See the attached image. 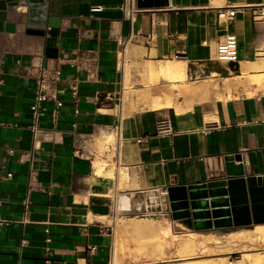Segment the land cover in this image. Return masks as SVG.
Listing matches in <instances>:
<instances>
[{"label": "crops", "instance_id": "crops-1", "mask_svg": "<svg viewBox=\"0 0 264 264\" xmlns=\"http://www.w3.org/2000/svg\"><path fill=\"white\" fill-rule=\"evenodd\" d=\"M121 2L0 8V264H128L117 234L149 194L223 178L229 160L264 180V20L252 17L264 0H166L132 20ZM224 6L236 7L234 17L217 16ZM228 34L235 62L215 56ZM40 64L60 67L63 104L54 119L44 102L33 141ZM161 116L172 134H155ZM166 200L176 211L178 201Z\"/></svg>", "mask_w": 264, "mask_h": 264}, {"label": "rangeland", "instance_id": "rangeland-1", "mask_svg": "<svg viewBox=\"0 0 264 264\" xmlns=\"http://www.w3.org/2000/svg\"><path fill=\"white\" fill-rule=\"evenodd\" d=\"M166 199V194L147 196V208L153 211L158 208L154 215L142 217L135 214L136 209L128 211L127 217L136 223H129L126 230L119 231L116 239V249L120 248L128 264H264V242L252 231L259 224L195 230L182 211L168 210ZM120 222L117 220V226ZM242 233L248 237L241 238ZM192 237L197 247H181ZM115 261L122 263L116 258Z\"/></svg>", "mask_w": 264, "mask_h": 264}, {"label": "water", "instance_id": "water-1", "mask_svg": "<svg viewBox=\"0 0 264 264\" xmlns=\"http://www.w3.org/2000/svg\"><path fill=\"white\" fill-rule=\"evenodd\" d=\"M12 1L15 0H0V8ZM165 3L166 0H136L138 8H157ZM38 19H44L40 26L46 24L45 15ZM36 32L43 34L44 28ZM224 174L223 178L199 185L170 186L167 198L178 201L177 210L195 230L264 224V180L245 176L241 165L235 167L231 160L225 162ZM206 197L210 200L203 199Z\"/></svg>", "mask_w": 264, "mask_h": 264}, {"label": "built area", "instance_id": "built-area-1", "mask_svg": "<svg viewBox=\"0 0 264 264\" xmlns=\"http://www.w3.org/2000/svg\"><path fill=\"white\" fill-rule=\"evenodd\" d=\"M120 8H122L125 15L132 20L135 13L140 9L136 5V0H122ZM236 14V7L224 6L217 8V16L223 19H229ZM252 17L255 20H264V5H258L253 8ZM216 59L222 62H235L237 60L236 52V39L233 34H228L222 42L216 46L215 50ZM185 55L176 53L172 56V59L181 60ZM61 69L59 66H43L40 64L34 72L35 85L33 90V98L29 104L30 110V122L28 130L31 134L32 140L36 139L38 132L42 130L40 121L44 115L45 101H51L53 103V118L55 119L58 108L63 104L62 99L59 97L58 83L61 81ZM72 100L76 103V87L70 86ZM74 112H78L74 109ZM75 126V123L72 124ZM155 134L158 136L170 135L174 132L171 120L168 116H161L155 120ZM119 128H117L118 131ZM142 138H137L136 141L140 142ZM12 148H8L7 152L12 153ZM10 175V173H7ZM28 207V200L24 202V215ZM135 214L139 216L154 215L155 211L145 208H137ZM47 230V229H46ZM49 241V238H46Z\"/></svg>", "mask_w": 264, "mask_h": 264}, {"label": "bare ground", "instance_id": "bare-ground-1", "mask_svg": "<svg viewBox=\"0 0 264 264\" xmlns=\"http://www.w3.org/2000/svg\"><path fill=\"white\" fill-rule=\"evenodd\" d=\"M254 230H252L253 231V233H254V236L256 237V238H258L260 241H263L264 242V224H262V225H255L254 227ZM247 235H249V234H247ZM245 236H246V234L245 233H242L241 235H240V237L242 238H245ZM246 237H248V236H246ZM211 240V239H210ZM185 241V240H184ZM260 241H258V242H260ZM181 242H183V241H181ZM195 241H194V239H193V237H192V239L190 240V239H188V241H186V242H184V243H182V245H181V247H183V248H188V247H194V245H195V243H194ZM179 244V243H178ZM264 244V243H263ZM196 245H197V243H196ZM261 245V244H260ZM198 246V245H197ZM197 246H195V247H197ZM194 247V248H195ZM242 257V256H241ZM249 258H250V256H249ZM201 263H203V262H201ZM206 263V262H205ZM204 263V264H205Z\"/></svg>", "mask_w": 264, "mask_h": 264}]
</instances>
